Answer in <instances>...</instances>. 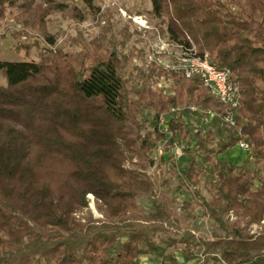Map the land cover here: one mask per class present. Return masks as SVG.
Wrapping results in <instances>:
<instances>
[{"label": "trees", "instance_id": "16d2710c", "mask_svg": "<svg viewBox=\"0 0 264 264\" xmlns=\"http://www.w3.org/2000/svg\"><path fill=\"white\" fill-rule=\"evenodd\" d=\"M150 3L164 38L207 52L230 70L240 93V135L222 125L215 141L212 129L192 131L170 121L168 143L175 134L187 140L185 166L171 173L190 188L218 233L203 239L186 231L162 242L178 246L184 259L196 249L216 264H264V0ZM48 4L54 3L0 0V20L14 9L42 31ZM157 72L171 80L172 94L149 85L128 92L114 53L85 67L60 48L38 61L0 59V264H139L147 254L159 264H180L156 242L169 215L143 161L164 138L159 113L184 102L216 111L222 105L197 76ZM139 109L151 111L153 129L145 135ZM239 139L250 147L244 160L252 167L221 158ZM87 194L101 218L82 213ZM138 196L151 198L148 211ZM252 225L261 229L250 233Z\"/></svg>", "mask_w": 264, "mask_h": 264}, {"label": "rangeland", "instance_id": "374dc122", "mask_svg": "<svg viewBox=\"0 0 264 264\" xmlns=\"http://www.w3.org/2000/svg\"><path fill=\"white\" fill-rule=\"evenodd\" d=\"M48 1L55 5L48 4L42 31L25 20L27 16L22 12L14 9L6 11L0 20V59L38 61L45 51L56 53L60 48L62 52L71 53L78 59L81 57L82 67H85L93 60L111 57L114 53L128 92L139 91L141 87L149 85L152 90H161L164 96L172 94L171 80L159 75L157 71L159 69L172 71L165 66L175 63V48L171 46L162 48L163 45H171L172 41L162 35V21L149 14L150 0ZM42 32L52 36L53 41L47 40ZM154 67L155 73H151ZM3 82L4 79L0 76V83ZM131 96L134 99V93ZM187 104L192 103L184 102L176 107L180 108ZM161 114H168L166 116L168 125L174 120L181 121L192 131L202 127L205 130L212 129L215 141L223 134L221 125L217 123L202 125L195 115L172 114L170 109L159 113ZM137 118L141 124L142 134L152 131L150 109H139ZM174 139L179 147L178 152L173 150L168 142L162 145L163 138L147 152L149 160L143 161L153 183V194L165 204L169 215L164 224L166 230L158 235L156 242L165 249V252L172 253L180 264H216L212 259L204 261V256L196 249L191 250L189 256L184 259L178 246L166 247L162 242L167 237H177L186 231L203 239H213V235L218 233L214 222L203 214L202 206L192 200L190 188L180 185L177 176L171 173L173 166L181 169L186 163L182 150L187 140L176 134ZM244 152L234 146L221 158L233 163H246L248 167H252V160L248 162L244 160L248 155ZM168 154L171 155L169 159ZM237 154L240 162L236 161ZM133 161L140 160L133 158ZM202 193L205 195L204 191ZM86 199L87 207L82 213H89L96 219L101 218V212L93 196L87 194ZM138 203L144 211H148L151 198L138 196ZM260 229L261 227L257 225L248 228L250 233ZM138 259L139 264L160 263V259L154 254L139 256Z\"/></svg>", "mask_w": 264, "mask_h": 264}, {"label": "built area", "instance_id": "2783aa9c", "mask_svg": "<svg viewBox=\"0 0 264 264\" xmlns=\"http://www.w3.org/2000/svg\"><path fill=\"white\" fill-rule=\"evenodd\" d=\"M175 48V63L166 65V68L175 72H181L186 78L197 76L202 85L206 87L219 104L222 105L221 111L213 109L200 108L194 104H187L182 107L171 108L170 112L188 113L195 115L202 125H209L217 122L219 125L236 127L237 135H240V128L237 127L236 116L239 106L240 93L238 87L232 82L230 70L228 68H220L210 61L207 52L198 53L194 45H186L184 43L172 42L171 45H163L162 48ZM168 114H161L157 119V127L160 133L164 135L163 144H166L172 137V131L167 123ZM171 115V114H170ZM172 117V116H171ZM177 141H173L170 147L178 152L179 147ZM238 149L249 152L248 143L239 139L235 145Z\"/></svg>", "mask_w": 264, "mask_h": 264}, {"label": "crops", "instance_id": "0c3cea01", "mask_svg": "<svg viewBox=\"0 0 264 264\" xmlns=\"http://www.w3.org/2000/svg\"><path fill=\"white\" fill-rule=\"evenodd\" d=\"M244 151H242V153H243ZM245 153V152H244ZM239 157V155L237 154V156L235 157L236 158V161H238V162H240V159L238 158ZM228 160V159H227ZM236 164H238V163H236Z\"/></svg>", "mask_w": 264, "mask_h": 264}]
</instances>
